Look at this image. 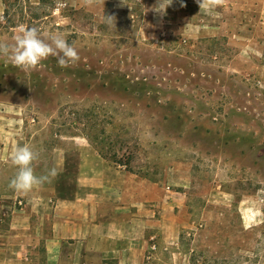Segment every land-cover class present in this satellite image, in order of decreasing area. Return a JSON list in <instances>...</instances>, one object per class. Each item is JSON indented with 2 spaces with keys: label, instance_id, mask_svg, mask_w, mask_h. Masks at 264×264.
Returning <instances> with one entry per match:
<instances>
[{
  "label": "rangeland",
  "instance_id": "374dc122",
  "mask_svg": "<svg viewBox=\"0 0 264 264\" xmlns=\"http://www.w3.org/2000/svg\"><path fill=\"white\" fill-rule=\"evenodd\" d=\"M126 3L0 0V40L36 27L80 57L21 69L0 56V216L26 204L2 182L17 145L40 153L36 174L57 169L66 199L87 147L149 184L130 230L156 242L143 264H264V0L211 15L173 0L163 18L156 0Z\"/></svg>",
  "mask_w": 264,
  "mask_h": 264
},
{
  "label": "crops",
  "instance_id": "0c3cea01",
  "mask_svg": "<svg viewBox=\"0 0 264 264\" xmlns=\"http://www.w3.org/2000/svg\"><path fill=\"white\" fill-rule=\"evenodd\" d=\"M15 172L13 167L3 174L2 182H9ZM76 173L77 194L71 199L58 197L52 180L27 194L13 191L26 204L1 210L10 217L0 216V264L144 263L145 252L155 249L156 242L134 238L130 230L137 223L132 220L140 223V211L154 199L147 180L111 166L87 147ZM138 251L141 259L135 261ZM150 259L148 263L154 261Z\"/></svg>",
  "mask_w": 264,
  "mask_h": 264
},
{
  "label": "clouds",
  "instance_id": "9594fccd",
  "mask_svg": "<svg viewBox=\"0 0 264 264\" xmlns=\"http://www.w3.org/2000/svg\"><path fill=\"white\" fill-rule=\"evenodd\" d=\"M96 0H82L85 7L92 6ZM200 11L211 15L215 9L222 7L225 0H195ZM173 0H156L152 11L163 18L167 14V8ZM181 7L186 6L180 0ZM121 4H127L121 0ZM113 16H105V22L112 24ZM0 56L7 58L15 67L21 69L35 68L42 60L55 57L61 68H67L79 61L77 49L63 36L57 34L47 38L40 35L36 27H21L18 34L14 35L12 42L0 40ZM40 159V153L33 150L27 144L17 145L10 156L11 165L16 168L14 176L10 179L8 187L17 193L27 194L37 186L50 182L57 175L56 168L47 169L41 174H36L33 163Z\"/></svg>",
  "mask_w": 264,
  "mask_h": 264
},
{
  "label": "built area",
  "instance_id": "2783aa9c",
  "mask_svg": "<svg viewBox=\"0 0 264 264\" xmlns=\"http://www.w3.org/2000/svg\"><path fill=\"white\" fill-rule=\"evenodd\" d=\"M18 203L21 205L23 203V201H19Z\"/></svg>",
  "mask_w": 264,
  "mask_h": 264
}]
</instances>
